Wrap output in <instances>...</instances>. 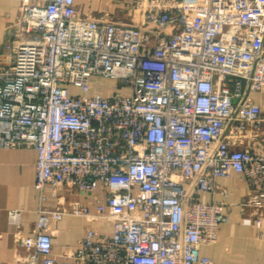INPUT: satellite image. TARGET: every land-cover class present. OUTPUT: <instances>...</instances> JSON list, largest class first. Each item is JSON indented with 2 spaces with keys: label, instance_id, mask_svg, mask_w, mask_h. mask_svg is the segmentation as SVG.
I'll return each instance as SVG.
<instances>
[{
  "label": "built area",
  "instance_id": "2783aa9c",
  "mask_svg": "<svg viewBox=\"0 0 264 264\" xmlns=\"http://www.w3.org/2000/svg\"><path fill=\"white\" fill-rule=\"evenodd\" d=\"M143 20L22 0L0 56V147L36 148L42 201L62 185L94 198V210L41 204L17 237L27 264H211L201 246L228 209L200 196L232 171L263 226L264 107L251 93L264 91V0H152ZM95 75L118 85L89 94ZM21 212L9 211L17 227ZM68 214L108 219L112 233L88 227L59 257L53 223Z\"/></svg>",
  "mask_w": 264,
  "mask_h": 264
},
{
  "label": "crops",
  "instance_id": "0c3cea01",
  "mask_svg": "<svg viewBox=\"0 0 264 264\" xmlns=\"http://www.w3.org/2000/svg\"><path fill=\"white\" fill-rule=\"evenodd\" d=\"M83 1L85 3H83ZM82 14L105 17L124 24L140 25L152 0H76ZM22 0H0V56L6 53V45L17 36L18 19ZM80 9V8H79ZM112 13V14H111ZM111 14V18L108 16ZM264 107V91L251 93ZM264 130V123L261 126ZM242 147L243 145H238ZM38 152L34 147L4 149L0 147V264H27L24 247L17 241L18 235L33 231L38 218V207L44 204L54 207L59 202L71 203L78 198L94 210V198L85 191L62 185L57 189L48 186L47 198L42 201L35 187V162ZM215 193L200 196L205 202L223 201L227 205L228 220L220 225L218 239L203 244L201 252L210 257L211 264H264V216L262 228H258L252 204L246 202L250 188L244 174L232 171L229 176L215 179ZM78 197V198H77ZM21 209L20 225L11 222L9 211ZM113 224L105 218L87 219L65 215L53 223V250L61 257L78 246V241L88 227L101 234L110 235ZM20 232V233H19Z\"/></svg>",
  "mask_w": 264,
  "mask_h": 264
},
{
  "label": "rangeland",
  "instance_id": "374dc122",
  "mask_svg": "<svg viewBox=\"0 0 264 264\" xmlns=\"http://www.w3.org/2000/svg\"><path fill=\"white\" fill-rule=\"evenodd\" d=\"M83 3H85V2L83 1ZM79 8H80V11L84 10L81 6ZM111 14L108 16L109 18H111ZM91 81H92V88H91L89 94H94V93H98V92L99 93H108V92L114 90L118 85L117 80H114V79H111L108 77H104V76H100V75L93 76Z\"/></svg>",
  "mask_w": 264,
  "mask_h": 264
}]
</instances>
